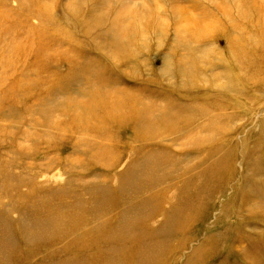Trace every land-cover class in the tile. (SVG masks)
<instances>
[{
	"label": "rangeland",
	"instance_id": "1",
	"mask_svg": "<svg viewBox=\"0 0 264 264\" xmlns=\"http://www.w3.org/2000/svg\"><path fill=\"white\" fill-rule=\"evenodd\" d=\"M58 263L264 264V0H0V264Z\"/></svg>",
	"mask_w": 264,
	"mask_h": 264
},
{
	"label": "bare ground",
	"instance_id": "2",
	"mask_svg": "<svg viewBox=\"0 0 264 264\" xmlns=\"http://www.w3.org/2000/svg\"><path fill=\"white\" fill-rule=\"evenodd\" d=\"M149 191V190H148ZM148 193V192H147ZM131 197H133V196H131ZM149 197V196H148ZM131 200H133V198H131ZM158 201V200H157ZM139 211L140 210H138V214H139ZM96 216H98L99 214L96 212V214H95ZM54 220V222H56L57 220L56 219H53ZM174 220H175V218H174ZM177 220V219H176ZM81 221V223H82V225L84 224V222H85V219H83V220H80ZM110 221H112V220H110ZM115 225V227L117 228L118 227V224H114ZM121 225H126V223L125 222H121ZM77 228V225L76 224H72V228H69V230H67L66 231V233H64V235H68L72 230H75ZM177 229V228H176ZM152 237V236H151ZM105 240H110V239H105ZM104 240V241H105ZM125 241V240H124ZM87 259V261H90V258H86ZM105 259V258H104ZM92 260V259H91ZM104 261V260H103ZM58 264H60V263H58ZM104 264V263H103Z\"/></svg>",
	"mask_w": 264,
	"mask_h": 264
}]
</instances>
